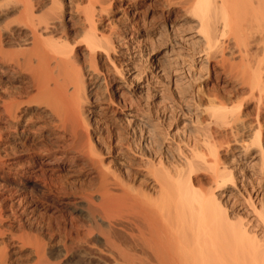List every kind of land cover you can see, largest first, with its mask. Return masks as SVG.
Wrapping results in <instances>:
<instances>
[{
  "label": "bare ground",
  "instance_id": "bare-ground-1",
  "mask_svg": "<svg viewBox=\"0 0 264 264\" xmlns=\"http://www.w3.org/2000/svg\"><path fill=\"white\" fill-rule=\"evenodd\" d=\"M94 1L85 0L82 8L74 4L72 13L64 0H0L1 180L11 181L17 189L32 186L38 200L53 205L77 204L74 199L62 201L64 196L82 200L84 209L75 210L91 221L80 228L83 244L118 264H264V238H258L247 221L234 218L225 204L231 193L224 189L234 186L238 178L220 158V147L228 148L232 142L246 157L251 145L260 147L264 134V0H190L187 4L205 45L200 59L204 65L197 72L203 67L206 78L213 77L222 89L204 98L199 111L204 113L205 125L198 118L202 123L196 124L195 131L192 128L197 143L171 166L156 150L155 123L139 112L150 135L149 151H140L148 160L143 162L140 156L142 164L132 165L145 167L149 182L137 181L139 169L117 174L104 162V155L113 152L135 154L125 133V141L117 136L114 143L101 131H90L89 114L97 112L96 103L127 105L124 98L119 100L121 85L96 60L100 52L107 58L114 45L97 27L102 18L95 13ZM77 39L84 43L83 64L73 47ZM212 49L219 68L213 73L208 63ZM111 69L121 71L116 65ZM109 85L106 97L101 95L99 89ZM249 102L251 116L245 112ZM259 150L258 173L263 171L264 146ZM81 174L94 180L85 189L76 186L77 190L69 178ZM262 184L260 190L247 189L243 197L257 214L259 233L264 236V202L257 208L253 201V194L264 195V179ZM34 201L17 193L0 203V236L17 229L35 237L29 242L30 251H3L0 264H46L52 255L54 250L39 239ZM94 236L104 248L92 241Z\"/></svg>",
  "mask_w": 264,
  "mask_h": 264
},
{
  "label": "rangeland",
  "instance_id": "rangeland-1",
  "mask_svg": "<svg viewBox=\"0 0 264 264\" xmlns=\"http://www.w3.org/2000/svg\"><path fill=\"white\" fill-rule=\"evenodd\" d=\"M134 1H138V3L132 4ZM64 3L66 4V9L72 13L74 4L79 3L78 6L80 8L86 5L85 0H64ZM189 3L190 0H95L93 3L95 13H99V18H102L97 25L98 29H103L105 36H109L114 45V48L108 51L107 58L100 52L96 60L101 70H107L106 73L108 74L110 72L109 75L112 74L111 76L115 78L114 82L121 85L123 97L122 95L120 98L116 97V100L124 98L127 105L125 107L113 103L112 105L109 103H96V108L94 106V109L97 112L89 114L92 118L90 131L94 132V134L101 131L100 134L109 137L110 141L114 143L118 139L116 138L117 136L123 139L125 133V137L128 139L126 141L131 142H129L130 146L134 144L132 151H135V154L129 151V153L127 152L128 154L124 153L123 155H120V153L115 154L114 152L110 155H104L105 164H108L110 166L109 170H112L114 173L124 174V169H130L132 172H135L133 169L137 170L139 168L132 165L133 162L137 163L138 161L140 164H142L140 160L147 162V155L145 158L142 157V154H146L149 151L147 148L149 147L147 145V138L150 135L148 134L147 136V124L143 123L141 119L147 118L150 123H155L153 126L155 127L154 130L156 131L154 132L157 136L154 137L156 140L152 139L155 140L156 150L159 152L157 153L170 166L174 161L183 159L184 154L190 151L189 149H191L194 142L197 143L193 130L195 131L197 125L202 123V117L204 116V113L202 112L201 114V111H199L203 107L200 105L205 103L204 98L206 96H213V93L217 89L220 90L221 86L213 77L206 78L204 74L206 70L203 67L200 70V74L197 72V68L204 65V62H200V59L204 57L203 51L205 45L203 44V40L199 39V35L201 34H198L199 32L196 28L197 19L190 13L187 5ZM99 6H102L103 10H99ZM186 7H188V11H186ZM70 37H73V35H70ZM77 40L79 41V39ZM83 44L82 41H79L73 45L79 53L81 61H84ZM216 55L217 53L213 49L208 55V63L212 66L209 69L211 73L219 69L214 63ZM112 65H116L117 69L119 66L120 73L113 71L111 69ZM102 87L103 89H99V92L102 90L100 92L101 95L103 94L106 97L110 85ZM196 99L197 102L195 101ZM132 100L136 105L133 104V107L131 104L129 109L128 102H133ZM98 105L100 106L98 107ZM251 106L252 104L249 102L245 108V112H249L250 116L253 114ZM139 112H142L145 116L147 115L146 118L142 114L141 116ZM93 116L95 119H93ZM201 125H205L204 119ZM120 131H122V134ZM263 135L260 147L251 145L250 152L248 151L249 153L247 152L244 158L242 151L239 147L237 148L239 145L237 142L236 144L231 141L232 143L230 142L231 144L228 145V148L225 147V149L223 145L220 147V158L224 163H227V165L226 163L224 164L226 170L227 168L233 170L234 176L238 178L235 179L234 186H228L224 189L225 193H231L225 204L230 207L228 210L234 218L239 217L242 221H247L249 227L255 230V234L260 239H263L264 236H261L259 233L261 230L257 222L258 219L255 218L257 214L252 212L253 207L248 203L249 201H245V196L247 189L253 188V191L255 189L260 190L263 186L264 165L262 172L258 173L257 170L259 165H261L259 149L261 145L264 146ZM123 141H125V138ZM154 143L152 148H155ZM140 151H143V153H140ZM139 153L140 155H138ZM138 157H140V160ZM241 168L243 171L240 170ZM144 169L140 167L139 172H136L138 182L139 179H145V181L147 180L146 182H149L151 179L150 174L147 176ZM79 176L78 178H69V180L72 179L71 187L75 188L77 186L78 188L79 186L81 189L82 187L85 189L94 180L90 175L81 174ZM242 176L243 179L240 178ZM84 185L88 186L85 187ZM33 191L35 189L33 190L32 186L25 189H17L11 181H2L0 178V203L8 201L10 196L17 193L25 194L35 200L37 212L33 215L41 227V230L38 232L39 239L46 241L50 248L54 250L46 264H118L109 257H105L101 251L89 248V245L83 244L84 238L82 237L80 228L90 225L91 221L85 213H79L75 210L81 207L84 209L85 203L82 200H77L78 198L76 196L73 198L72 195L64 196L62 201H70L69 199L72 201L74 199V202L77 204L59 203L53 205L50 202L38 200L36 197L37 192ZM217 193L218 191H216ZM253 195L255 205L257 208H260V204L264 202V195L262 193L261 195L259 194L260 196L258 194ZM255 222L257 226H255ZM100 224L101 227H104V223L100 222ZM49 226H51L50 230ZM78 227L79 229H76ZM22 235V232L13 229L11 234L0 236V254L3 251H30L29 242H33L35 237ZM97 237L101 240L99 236ZM96 239L94 236L92 241L99 246L101 241L96 243ZM20 241L28 243L20 244ZM100 246L104 248L102 242ZM23 257L24 259L26 258L25 256Z\"/></svg>",
  "mask_w": 264,
  "mask_h": 264
}]
</instances>
